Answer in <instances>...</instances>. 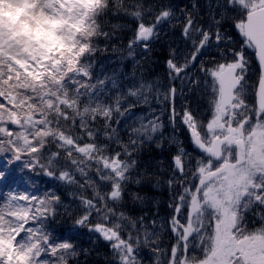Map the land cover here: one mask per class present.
Wrapping results in <instances>:
<instances>
[{"label":"snow or ice","instance_id":"obj_1","mask_svg":"<svg viewBox=\"0 0 264 264\" xmlns=\"http://www.w3.org/2000/svg\"><path fill=\"white\" fill-rule=\"evenodd\" d=\"M72 4L83 14H56ZM40 9L75 26L58 29L50 51L0 39V182L17 161L47 178L43 190L29 177L35 191L0 197V264H88L84 236L110 249L104 264H143L145 249L152 264H264V0H40ZM109 16L131 23L134 65L178 33L163 81L96 70L126 27ZM159 100L167 107L157 112ZM165 141L175 150L167 178L153 184L164 173L142 154ZM161 183L169 215H132L129 203L147 200L135 189ZM65 217L71 224L58 229Z\"/></svg>","mask_w":264,"mask_h":264},{"label":"trees","instance_id":"obj_2","mask_svg":"<svg viewBox=\"0 0 264 264\" xmlns=\"http://www.w3.org/2000/svg\"><path fill=\"white\" fill-rule=\"evenodd\" d=\"M174 3L180 4L183 7L186 4L191 3V0H173ZM201 4L208 3V0H200ZM1 20V17H0ZM107 23L111 24H121L126 25L123 30H118V35H122L123 39L116 40L113 43L117 47L118 51H112V48L109 47L107 51H101L97 54L96 57V70L98 72H103L105 75L111 76L113 73L116 75L125 74L128 78H131L133 73H144L148 76V78H159L163 81L166 74V60L168 59V45L172 41H175L176 44L181 43L179 35L171 36L170 38H165L163 41L157 42L154 47L150 57L147 58V62L140 56H136V60L140 63L139 65H134L132 58L127 56L126 44L128 39L131 36V32L129 29L132 27L131 23L124 19H116L113 16H109L107 18ZM1 24V22H0ZM79 34L83 35L82 29H79ZM23 35L26 36L25 32ZM0 39H21L19 35L12 34V37H7V33L4 32L1 35ZM61 40L60 37H44L38 38L37 40L31 39V42L34 41L40 45L41 49L51 50L57 43ZM64 45L61 44V47ZM100 48L103 49L105 47L104 43H100ZM70 50V49H69ZM139 52V50H137ZM215 55V52L212 53ZM152 107L160 112L165 109L167 105L163 100L152 101ZM176 107L179 109L180 102L177 100ZM201 109L205 108L204 104L200 105ZM138 115H147L148 114V106L141 105L136 109ZM164 122L166 125L164 135L165 137H169L173 135V128L171 125L167 124V112L164 114ZM181 141H183L184 146L191 152L192 146L188 142L186 132L183 130L177 131L175 133ZM175 146L170 145L165 141L164 147L158 148L155 144L150 146H146L144 152L142 154V160L153 165L151 171L161 172L164 175L159 177H153V184L155 179H160L161 181L167 178V173L169 171L168 164L170 161L171 155L174 153ZM14 162L13 164H15ZM12 164V165H13ZM4 160L0 159V167H3ZM16 174H21L25 180L29 181V177L32 180L38 182V187L43 190L47 187V178H41L36 176L33 173H30L27 169H24L23 162L20 164L19 170L16 171ZM153 184H145L142 186H138L135 190L140 191V194L147 197V200L144 204H132L129 203V209L131 210L132 215H147L153 216L154 213L159 211L160 217H165L169 215L171 209L168 208V203L170 199L169 189L163 183L158 186H153ZM71 224V221L68 218H62L60 223L57 225L58 229H66ZM83 241V246L85 248L94 249L92 251L91 257L89 258L88 264H104V258L106 256H110V249L103 242H90L87 236L81 237ZM95 240V238H93ZM164 247H168L171 243H173V238L171 235L165 233L164 238ZM152 255L151 253L145 249L143 253V264H152Z\"/></svg>","mask_w":264,"mask_h":264},{"label":"rangeland","instance_id":"obj_3","mask_svg":"<svg viewBox=\"0 0 264 264\" xmlns=\"http://www.w3.org/2000/svg\"><path fill=\"white\" fill-rule=\"evenodd\" d=\"M95 2L96 0H85V6H90ZM55 11L58 16H67L70 19H76L83 14L82 8L77 4H72L64 11L60 9ZM0 17V37L4 32L7 33V37L17 34L20 38H25L26 42L44 37L55 38L58 29L67 25L68 30L71 31L75 26L70 21L53 19L51 13L42 16L40 0H0ZM79 29L76 28L77 33ZM23 32L26 36L23 35ZM21 163L22 161H17L11 165L8 178L0 182V197H6L10 190L15 192L35 191L30 187L29 181L25 180L21 174H16Z\"/></svg>","mask_w":264,"mask_h":264}]
</instances>
